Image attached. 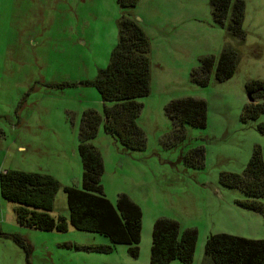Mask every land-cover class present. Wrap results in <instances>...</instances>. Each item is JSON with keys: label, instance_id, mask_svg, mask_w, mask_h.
I'll return each instance as SVG.
<instances>
[{"label": "rangeland", "instance_id": "obj_1", "mask_svg": "<svg viewBox=\"0 0 264 264\" xmlns=\"http://www.w3.org/2000/svg\"><path fill=\"white\" fill-rule=\"evenodd\" d=\"M243 1V39L229 34V20L224 26L215 21L211 0H139L131 11L151 40V90L138 100L137 118L146 148L125 149L104 121L90 142L104 159L105 195L116 203L126 193L142 209L140 254L134 257L128 244H115L112 252L92 249L111 240L72 226L64 191L83 188L81 118L87 110L103 116L105 109L87 81L108 67L118 44V0H0V172L55 176L61 187L50 214L68 223L65 231L23 227L17 204L0 192V264H151L159 218L178 221L182 232L198 230L193 264H202L210 234L264 239V215L240 207L246 194L220 179L222 173L243 174L257 147L264 158V113L242 120L250 102L247 84L264 82V0ZM224 48L236 54L235 74L220 82L213 71L207 86L195 82L191 74L200 59L218 58ZM189 97L207 101L208 123L178 130L165 107Z\"/></svg>", "mask_w": 264, "mask_h": 264}, {"label": "trees", "instance_id": "obj_2", "mask_svg": "<svg viewBox=\"0 0 264 264\" xmlns=\"http://www.w3.org/2000/svg\"><path fill=\"white\" fill-rule=\"evenodd\" d=\"M122 9L119 23V41L112 51L108 67L100 69L97 77L87 83L94 85L105 104L103 116L95 110L83 113L80 125L79 154L83 164V188L65 186L70 223L79 230L101 233L110 238L112 245L91 247L101 252H112L115 244L130 245L134 257L140 254L142 238V209L126 193H120L113 203L104 193L102 175L104 159L90 142L96 137L104 121L105 131L116 137L127 150H144L146 136L137 118L142 109L138 100L151 90V40L132 10L139 0H118ZM215 21L224 26L232 37L245 38L243 0H211ZM215 71L218 81L231 78L236 71V54L224 48L220 56H206L191 74L201 86H207ZM254 101L245 107L242 120L254 121L264 113V82L255 79L246 86ZM111 102L108 106L106 103ZM166 114L178 130L186 125L204 128L208 123V103L193 97L177 99L165 107ZM264 132V123L259 124ZM201 152V151H200ZM203 152L201 156L203 157ZM225 186L244 192L246 199L238 201L245 209L264 215V158L257 147L243 174L222 173ZM61 182L51 174L16 169L0 172V192L4 199L17 204L15 209L19 225L44 231H65L64 216L54 218L50 211ZM15 240L25 247L23 239ZM199 233L196 228L181 231L180 223L170 218L155 221L152 232L151 264H168L180 260L193 264ZM203 264H264V239H251L229 233H213L204 246ZM29 264V263H28Z\"/></svg>", "mask_w": 264, "mask_h": 264}, {"label": "water", "instance_id": "obj_3", "mask_svg": "<svg viewBox=\"0 0 264 264\" xmlns=\"http://www.w3.org/2000/svg\"><path fill=\"white\" fill-rule=\"evenodd\" d=\"M249 100H250V102L254 101V99L250 95H249Z\"/></svg>", "mask_w": 264, "mask_h": 264}, {"label": "crops", "instance_id": "obj_4", "mask_svg": "<svg viewBox=\"0 0 264 264\" xmlns=\"http://www.w3.org/2000/svg\"><path fill=\"white\" fill-rule=\"evenodd\" d=\"M22 150H24V148H22ZM205 262H206V260H205V257H204V259L202 261V264L205 263Z\"/></svg>", "mask_w": 264, "mask_h": 264}]
</instances>
